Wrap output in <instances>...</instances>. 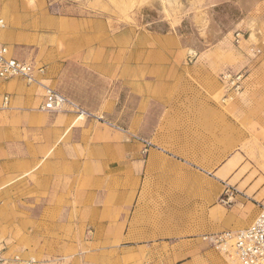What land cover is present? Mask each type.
Segmentation results:
<instances>
[{"label": "crops", "instance_id": "1", "mask_svg": "<svg viewBox=\"0 0 264 264\" xmlns=\"http://www.w3.org/2000/svg\"><path fill=\"white\" fill-rule=\"evenodd\" d=\"M0 10V42L16 58L45 66L61 93L153 144L143 154L115 127L42 110L40 87L0 78V235L10 252L40 264H193L215 256L203 234L253 222L264 153L237 151L253 141V120L221 105L218 73L180 71L178 39L110 36L104 23L54 15L40 0H0ZM244 83L264 95V73ZM227 180L250 200L222 206Z\"/></svg>", "mask_w": 264, "mask_h": 264}, {"label": "rangeland", "instance_id": "2", "mask_svg": "<svg viewBox=\"0 0 264 264\" xmlns=\"http://www.w3.org/2000/svg\"><path fill=\"white\" fill-rule=\"evenodd\" d=\"M40 2L54 15L87 18L104 23L110 36L129 31L134 33L135 37L156 35L178 39L183 50L180 71L218 73L216 76L219 80L220 95L217 98L221 105L227 107L230 103L235 104L240 123L253 120V141L241 142L237 151L245 153L251 150L250 153L253 154L264 153V95L258 93V86L255 83L244 86L249 74L264 73V0H40ZM191 50L193 54H190ZM258 50L260 52L257 53ZM70 73L78 72L70 70ZM227 74H230L231 78H224ZM239 75L241 78L237 80ZM234 79L237 84H232ZM125 99L124 121L130 122L132 95L126 93ZM258 109L260 113H257ZM117 126L125 130L120 131L129 140H138L131 135L144 139L133 132L130 123ZM144 140L150 143L149 150L153 144L147 139ZM138 141L143 144L142 153L147 154L144 142ZM252 169L256 171L255 168ZM256 169L263 173L264 163L256 165ZM227 183L233 184L228 180L223 181L222 195ZM240 196L244 198L245 203L250 200L241 193L236 196L231 206L219 202L231 209ZM259 203L264 201L256 202L258 211ZM207 249L215 253L214 260L210 253L206 252L201 257H196L193 264H225L226 261L231 264V261L223 256L221 258L225 262L220 263L218 256L221 254L210 246Z\"/></svg>", "mask_w": 264, "mask_h": 264}, {"label": "built area", "instance_id": "3", "mask_svg": "<svg viewBox=\"0 0 264 264\" xmlns=\"http://www.w3.org/2000/svg\"><path fill=\"white\" fill-rule=\"evenodd\" d=\"M5 26L6 23L0 10V28ZM258 52L260 51L258 50ZM45 75V66L19 60L6 43L0 42V78L4 80L21 78L29 85L40 87L44 98L42 110L72 112L79 117L90 118L125 132L124 129L109 121L103 114L92 113L68 98L48 83ZM224 78H231V75L227 74ZM240 78L241 75L237 77V80ZM235 80H232V84H237ZM4 101L8 103L9 97L6 96ZM131 136L143 141L145 151L148 150L150 146L148 141L138 136ZM238 194L241 192L235 186L227 183L220 201L224 205L231 206ZM201 238L208 246L217 250L221 256L233 258L238 264H264V203H259L258 214L247 228L239 231L222 230L206 233ZM0 264H40V261L34 256L10 252L5 240L0 235Z\"/></svg>", "mask_w": 264, "mask_h": 264}, {"label": "bare ground", "instance_id": "4", "mask_svg": "<svg viewBox=\"0 0 264 264\" xmlns=\"http://www.w3.org/2000/svg\"><path fill=\"white\" fill-rule=\"evenodd\" d=\"M194 53H196V52H194ZM190 54H193V51L192 50L190 51ZM226 258L231 261V264H238L237 261L234 260L233 258L232 259H229L230 257H226Z\"/></svg>", "mask_w": 264, "mask_h": 264}]
</instances>
